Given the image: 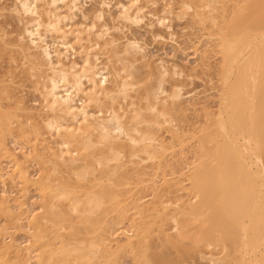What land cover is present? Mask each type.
<instances>
[{
  "label": "bare ground",
  "instance_id": "obj_1",
  "mask_svg": "<svg viewBox=\"0 0 264 264\" xmlns=\"http://www.w3.org/2000/svg\"><path fill=\"white\" fill-rule=\"evenodd\" d=\"M12 1L10 0V2ZM127 1V3H121L119 0L118 4L117 0L119 11L117 12L118 17L115 16L133 23V26H135L134 24L137 26V23L141 25L144 18L142 14H144L143 10L145 9L140 6V3L144 0ZM151 1L146 2L147 7ZM198 1L200 0H184L183 8L182 6V9L180 8L184 10V13L181 12L185 14V10L191 9L192 5ZM203 1L205 4H201L200 9H214L217 4L215 0ZM13 2V11L20 22L19 26L22 25V30H20L22 32L18 34L19 39L17 38L21 51L25 53L27 58L34 60L33 70L42 71L46 69L49 71L45 76L39 75L38 77L37 86L40 84L41 87H37V89L40 90L43 102L42 113L38 115V118H40L42 126H38L35 130L38 137L46 133L51 137L44 139L49 145L46 148L50 152L53 151L51 157L46 156L47 153L42 154V150L39 151L38 149L39 152L37 151L36 155L42 157V160L47 158L44 162L51 164L49 166L53 168V174L58 173L60 165L71 166L73 171V167L78 166L81 162L85 164L84 170H78L79 172L75 173L77 174L76 177L83 179L95 171H100L102 173L100 175L104 174L107 178L115 177L117 171L127 167L129 162L152 161L158 166L165 164V154L171 147L158 136L156 126L160 125V120L163 117L166 118L165 122L174 121L169 120L172 111L184 114L182 88L185 84L183 87L177 86L172 91L173 93L168 98L170 100L162 98L163 95H168L165 82L171 70L167 65L168 62L165 64L164 59H160L162 61L158 59L160 63L155 67L158 71L157 81L155 84L150 82L151 84L145 88V93L142 96L145 97L143 100L152 101L149 107L153 112V119L151 120L142 109L136 108L135 97L131 91H137L135 89L138 88L142 78L137 76L140 68L136 67L130 57L135 61H144L148 60V53L137 36H124L125 41L120 40V37H107L112 29L110 25L108 26L109 21H106V17H108L110 4L113 1L100 0L97 2L99 8L92 16L88 12L86 13L81 0H14ZM155 2L156 0H153V3ZM168 3L170 4V2ZM171 5L169 7H172ZM63 7H66L65 13L62 12ZM172 11L173 9L170 11L171 14ZM186 11L188 12V10ZM77 12L82 16L80 23L75 21L78 16ZM158 15L156 18L157 25L164 26L166 24L164 28L171 27L172 24L170 26L169 23L167 24L168 18L166 19L164 16L158 18ZM181 16H178V19ZM197 17L206 26L209 23L216 25L217 17L212 14V11L207 14L202 10H196L194 18ZM90 19L93 23L87 25ZM114 21L116 23L120 20L115 19ZM98 22H104L103 28L95 31ZM246 22L245 16L237 15L232 23H227L222 28L224 32L220 36V48L224 63V84H222L223 92L220 97L221 100H219V103L221 101L219 111L215 118L216 127L214 128L216 129L213 128L215 131L203 132L207 142L203 143L202 141L203 144L199 146V162L195 165L191 175L192 185L196 188L199 199L195 204H191L182 210L184 216L187 214L191 218H198L199 226L195 242L203 248L202 257L209 260L208 264H264V13L261 18L253 19L248 24ZM120 23L124 22L120 21ZM115 25L114 27H119V25ZM131 30L132 27L129 31ZM166 31L169 34V30ZM172 32L173 30L170 34ZM92 33L93 35H91ZM121 33L123 34L124 31ZM49 34L53 35L51 40L48 37ZM85 35L88 36L90 46L84 45V42H87ZM158 35L159 33L156 32V36ZM172 35L173 33L170 36L172 37ZM77 45L80 46V49L76 48ZM97 49L109 53V62L115 66L113 69L115 74L109 71L112 69H109L106 63H103V66L102 63L98 62L99 56L95 52ZM97 53L99 52L97 51ZM77 54L82 58V63L73 59L78 56ZM119 65L123 67L121 71L116 68ZM178 66H174L172 72L180 75L178 76L179 79L183 72H179ZM111 74H113L112 82H110ZM152 75L154 74L152 73ZM33 76L37 77L36 73H33ZM86 83H89L88 87H86ZM135 93L137 95L138 92ZM3 94L6 93L3 92ZM128 98L131 100L129 105L132 111L129 114L126 108L127 111L121 112L122 106H118L120 99L127 100ZM162 101V108H159L158 104ZM168 101H170L169 104H167ZM92 106H95V110L90 109ZM129 107L127 108L129 109ZM42 127L46 133L42 132ZM182 133L176 131L177 135ZM13 142H15L14 145L17 146V149L29 156L25 146L15 140ZM188 143L190 142L186 144ZM53 146L57 150H53ZM174 149L176 148L174 147ZM213 149H216L215 152L212 151ZM125 154L129 155V161L123 159ZM13 157H15L13 168L2 169L0 181L4 180L6 174H13L15 168L21 167L17 157ZM27 172L24 171L23 178L25 182L29 183L33 180ZM174 179L177 177L175 176ZM130 180L126 172H122L120 184L125 185ZM156 181L154 179L152 182L155 189L158 188ZM177 182L180 183V180ZM39 184L47 198L68 200L69 206L67 205V207H70V211L74 213H79L81 208L89 213L99 210L103 203L102 199L99 198L101 196L97 197L98 195L94 197L88 195L87 200L83 201V197L81 199L70 188L57 184L55 186L50 185L48 182H40ZM117 187L116 183H107L103 185V191L105 196L110 201L115 200V204L118 206L125 202L122 199L125 194L120 193ZM2 193L6 194L7 190H2ZM7 202L9 203L7 198L0 199V207H3L2 204ZM142 202V198L139 196H133L131 201L142 218L140 223L136 224L137 233L135 236L137 241L132 238L134 234L128 235L124 244L120 246L122 249L134 248L137 264H152L151 261L141 256L142 245L149 237L152 228V219L149 217L153 215V213H148L151 209ZM54 203H46L45 211L48 215L56 216L62 212V209ZM163 203L164 201H160L159 207L155 206L153 209L161 218V222H164L161 215L167 210ZM3 208L5 209V207ZM16 208L21 211L23 205L20 204ZM12 210L14 207L7 209L9 214ZM28 217L30 224L34 223L35 228L37 227L33 234V241L28 239L26 244H31V246L26 247L23 244L0 246V259L5 254L11 255L9 264H45L43 256L39 254V251H36L38 236H40V227L35 221L38 216L30 212ZM69 228L71 229V227ZM57 229L56 227L55 230ZM162 230L165 232L164 229ZM165 237L169 240L170 234L165 233ZM186 237L187 233L184 231L182 239ZM90 245L92 250L87 254L89 256L87 258L88 264H96L94 259L98 251L108 254V261H111V264H118V256L112 252L108 242L105 241L101 245L94 241ZM208 247H212L214 252L206 253L204 248L208 249ZM67 255L79 256L78 250L73 249L70 254L64 252L63 256ZM160 259L161 257H157L155 261L158 262ZM77 264L79 263L77 262Z\"/></svg>",
  "mask_w": 264,
  "mask_h": 264
},
{
  "label": "rangeland",
  "instance_id": "obj_2",
  "mask_svg": "<svg viewBox=\"0 0 264 264\" xmlns=\"http://www.w3.org/2000/svg\"><path fill=\"white\" fill-rule=\"evenodd\" d=\"M90 1L91 0H81L86 13L88 12V14L92 16L99 8V5H97L99 3L97 2H100V0H93L91 3ZM110 1L113 2L110 4V11H108L109 9L107 11L111 17L107 14L108 17H106V21H109L108 26L110 25L112 30H110L107 37H120V40L125 41L126 38H124V36H137L140 42H142V45L146 47L148 53V60L144 61H135L130 57V60L134 62L136 67L140 68L137 76L142 78H139L141 80L138 88L135 89L137 91H131V94L135 97L134 102L136 103V108L142 109L151 120L153 119V112L151 111V107H149L152 101H145L146 99L143 100L145 97L142 96L145 93V88L152 82L155 84L157 81L156 77L158 71L155 67L162 61L160 59H164L165 64L168 62L169 64L167 65H169L171 70V74L169 73L165 82V89L168 95H163L162 98L170 100L168 98L169 95L173 93L172 91H174L177 86L183 87V84H185L184 88H182V95H185H183L184 114L172 111L171 119L169 118V120L174 121L165 122L164 120L166 118L163 117L160 120V125L156 126L158 136L171 147L165 154L166 162L162 166L153 164L152 161L129 162L127 167L119 169L116 176L112 178H107L104 174L100 175L102 174L100 171H95L94 173H89L84 179L77 176L78 179L75 172L84 170L85 164L82 162L79 163L78 166L76 165L73 167V171L71 166L60 165L58 167V173L53 174V168L49 166L51 164H49V162H44L47 158H43L44 160H42V157L36 155L38 150H42V154L47 153L48 155L46 154V156L51 157L53 151L51 150L50 152V150L46 148L49 147V145L46 143L47 141L44 140L45 137H48V139L51 137H49V134L45 132L43 127L42 132L44 131L46 134L41 137H38L35 130L38 126H42V122L40 118H38L43 108L42 96L40 90L37 89V87H41L40 84L37 86L39 81L38 77L39 75L45 76L49 71L46 69L42 71L33 70L34 60L27 58L19 46L18 34L22 32H20V30H22V25L19 26L20 22L16 17L17 15H15L16 13L13 11L14 2L12 4L10 0H0V172L3 171L2 169H8L7 167H9V169L11 167L13 168L15 164V157L13 156L17 157L18 163L21 166L15 168L16 170L13 174H6L3 172L6 175L4 180L0 181V199L3 200L7 198L9 200V203L2 204L5 209L0 207V246H4V244L5 246H12L14 244L26 245L28 239H32L33 241V234L37 227L35 228L34 223L30 224L28 217L30 216V212H33L38 216V219L35 221L38 222L40 227V236H38L36 251H39V254L43 256L45 264H77V262L79 264H88L87 258H89V256H87V254L92 250L90 244L94 241L101 245L105 241L108 242L112 252L118 256V264H137V256L134 248L127 247L122 249L120 245L124 244L128 235L134 234L132 238L134 241H137L135 236L137 233L136 224L138 222L140 223L142 218L141 215L137 213L138 211L131 201L133 196H139L142 198V203L151 209L148 213H153V215L149 217V219H152V228L149 237H147L142 245L141 256L151 261L152 264H208L209 260L202 257L203 248L198 246L195 242V236L199 226L198 218H191V216L187 214L184 216L182 210L191 204H195L199 199L198 192L192 185L191 175L195 165L199 162V146L207 142L204 138V134L206 131H213L216 129L214 128L216 127L215 118L219 111L218 109L221 103V101L219 103V100H221L220 97L223 92L222 84H224V63L220 48V36L222 32H224L222 28L227 25V23H232L237 15L245 16L247 20L246 24L258 17L261 18L264 13V0H215L217 4L214 9L206 10L203 7V9H200V5L205 4V1L200 0L196 4H193L191 9H186L188 12L185 10V14H183L184 10H181L184 0H156V4L153 3V0H144V2L139 5L141 7L143 6V9L147 11L143 10L145 15L142 14L145 20L143 18L141 25L137 23V26L136 24L133 26V23H129V21L117 18L119 0L118 2L117 0ZM147 1H151L152 5L150 4L147 7ZM127 2V0H121V3ZM168 2H170V4ZM172 2L174 3L171 5ZM115 4H117V6H115ZM169 5L172 7H169ZM93 6H95L96 9ZM197 7H199V9H197ZM65 8L63 7V13L66 12V10H64ZM166 8L169 10L167 9V11ZM172 9L173 11L171 14L170 11ZM176 10L179 12L183 11V13L181 12L180 14L185 17L179 15V12ZM196 10H202V12H207V14L212 11V14L217 17V21L215 22L216 25L214 23H209L206 26L198 20V17L194 18ZM166 13L167 15H165ZM77 14L78 16L75 21L76 23H80L82 21V16L79 12H77ZM157 15L158 18L163 16L166 19L168 18L169 20L166 22L167 24L169 23V26L172 24L171 27L167 26V28H164L166 24L164 26L157 25ZM178 16H181V18L178 19ZM14 17L16 18L13 20ZM115 19L124 23H120V21H116L115 23ZM90 21L87 22V25H92L91 23L93 22ZM110 21H113L114 24ZM98 23L95 31L103 28L102 25L104 22ZM126 23L127 25H125ZM115 24L117 26L119 25V27H114ZM120 24L123 25V27H120ZM192 24L193 26L191 27ZM129 27L130 29L132 27L131 31H129ZM120 28L124 31L123 34ZM171 28L173 30L172 37L170 36L172 34H170L172 31ZM127 29L129 30L126 32ZM166 30H169V34ZM155 31L157 34L159 33L158 36H156ZM162 31L163 33H161ZM93 33L91 35H93ZM85 36L87 39L88 36ZM48 37L51 40L53 35L49 34ZM90 37L92 38V36ZM71 39H73V37H71ZM88 43L89 40L87 39L84 45L90 46ZM79 47L78 45L76 46V48L80 49ZM97 51L99 53H97ZM97 51L95 52L99 56L98 62L102 63L103 66L106 63L108 68L112 69L109 71L115 74L113 70L115 66L113 63L109 62V53L99 49H97ZM73 59L78 63L83 62L79 55ZM105 60L106 62H104ZM173 64L174 66L179 65L181 67L178 66L179 72H183V75L179 77L180 80L178 79L180 75L172 72L174 69ZM145 65L147 67H144ZM116 68L121 71L123 67L119 65ZM33 73H36L37 77L33 76ZM152 73L154 75H152ZM112 78L113 74L110 76V82L113 81ZM190 79H192V81H190ZM86 84V87H88L89 83ZM3 92L6 94H3ZM135 92H138L137 95ZM130 101V98L127 100L120 99V104L118 106H122V109L126 108L128 110L123 109L122 111L121 109V112L127 111L128 114L132 112L130 109L131 106L129 105ZM169 103L170 101H168L167 104ZM162 105L163 101L158 104V107L160 106L159 108H162ZM127 107H129V109ZM94 108L95 106H92L90 109L95 110ZM24 122L25 124H23ZM176 131L183 133L177 135ZM13 140L25 146L26 150L29 152V156L24 155L20 149H17ZM220 140L223 139L220 138ZM187 142L190 143L186 144ZM174 147L176 149H174ZM211 148H214V146H211ZM53 150L57 149L54 147ZM215 150L216 149H213L212 151L215 152ZM123 159L129 161V155L125 154ZM24 171H28L27 173L31 175L32 182L27 183L24 181ZM122 172H126V175L131 179L130 182L125 185L120 184ZM175 176L177 179H174ZM154 179L157 180L158 188L156 189L152 186ZM178 180H180V183L177 182ZM3 181L5 182V186ZM40 182H48L50 185L55 186L57 184L58 186L70 188L72 191L76 192L77 196H80V198L83 197V201L87 200L86 198L88 195L92 197L96 195H98L97 197L101 196L99 198L102 199V206L99 210H94L90 213L86 212L84 208H81L79 213H74L70 211V207H67V205L69 206L68 200L64 198H54V200L52 197L47 198L40 188ZM107 183H116L118 185V191L125 194L122 198L125 202L117 206L115 200L110 201L108 197L105 196L103 185ZM4 189L7 190L6 194L2 193ZM55 200L59 202L57 203ZM61 201L63 202L61 203ZM160 201H164L166 204L163 203V205L167 207V210L161 215L164 222H161V218L153 210L155 206L159 207ZM52 202L62 209V212L56 216L48 215L45 211L46 203L52 204ZM174 203L176 204L174 205ZM20 204L23 205L21 211L16 208V206ZM12 207H14V210L9 214L7 209ZM56 227L58 228L57 230H55ZM69 227H71L72 230ZM162 229H164L165 232H163ZM59 230L60 232H58ZM184 231L187 233V237L182 239V233ZM165 233L170 234L169 240L166 239ZM28 246H31V244L26 245V247ZM73 249L78 250L79 256H63L64 252L70 254ZM204 250L208 254L214 252L212 247H208V249L204 248ZM10 257L11 255L5 254L0 259V264H9L8 261ZM157 257H161L162 260L160 259V261L156 262L155 259ZM108 259V254L98 251L94 261L96 264H111V261H108Z\"/></svg>",
  "mask_w": 264,
  "mask_h": 264
}]
</instances>
